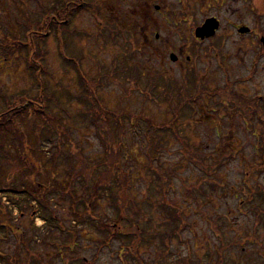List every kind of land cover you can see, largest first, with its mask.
I'll return each instance as SVG.
<instances>
[{
  "label": "rangeland",
  "instance_id": "rangeland-1",
  "mask_svg": "<svg viewBox=\"0 0 264 264\" xmlns=\"http://www.w3.org/2000/svg\"><path fill=\"white\" fill-rule=\"evenodd\" d=\"M90 1L94 5L86 3L62 27V31L68 28V52L62 50L57 30L46 33V39L38 41L37 56H44L49 72L44 79L49 90L60 99L59 107L53 103V109L69 129V136L65 138L66 146L61 156L56 155L57 149L48 138L50 132L43 137L41 154L30 155L32 166L34 162L41 168L39 176L30 175L32 181L39 179L38 182H44L49 187L55 182L60 184L59 190L49 195L50 203L64 226L71 229V226H76L79 247L74 255L67 251L59 255L61 240L57 233L48 234L36 204L29 206L23 194L3 191L15 182L17 190L23 192L19 180L25 166L19 158L18 149L12 145L9 148L10 158L1 159L5 173L0 176V264H8L7 256L15 262L14 235L17 229L25 232V243L31 248L30 252L23 246L19 248L20 264H32V256L40 251L52 264H78L80 257L88 258L90 264L123 263L122 256L117 252L119 244L101 250V237L92 227L75 225L70 214V201L62 196V192H67L63 188L71 180L66 172L69 166L65 163V154L81 152L92 162L101 159L104 154V146L94 128H86V123L80 119L82 104L79 97L83 82L74 65L68 64L64 57L67 53L68 56L80 57V68L89 79L99 82L97 93L109 109L119 110L122 105L132 111L144 109L149 116L160 121L166 120L168 104L159 98L147 99L142 95L148 86L146 77L161 76L179 84L185 67L180 60L173 63L169 58L171 52L180 54L177 39H170V49L164 40L155 39L157 32L162 39L170 31L173 32L163 20V14L165 4H172L174 0ZM54 3L55 0H0V110L5 100L13 102L20 93L36 97L40 92L28 66V47H13L6 35L13 34L19 39L24 24L37 21V13ZM155 6H160L159 12ZM232 60V56H224L223 69H217V64L214 66L209 60L200 62L198 66L205 67L204 80L211 88L232 81L236 91L249 97L256 82L248 85L241 83L245 73L243 70L231 72ZM135 67L142 72L137 80ZM214 106L215 102L209 98L202 99L196 109L198 111L185 118L181 125L185 126L189 137L188 145L183 146L185 151L190 144L200 143V148L207 154L221 160L220 166L215 169L218 173L215 181L209 175H201L202 172L189 163L182 152L177 153L182 144L176 141H172L167 146L169 151L164 150L160 156V165L162 163V167L175 172L167 189L162 190L161 186L152 183V175L144 165L147 161L144 156H139L137 163H133L130 155L124 157L123 163L133 175L129 191L135 199V209H141L139 214H132L135 209L131 206L130 215L136 218V222L145 225L148 236L153 238L149 245H141L139 252L147 264H159L163 256H168L170 264H264V223L258 220L257 207L259 203L264 204L260 197V192H264V163L258 154V149L263 148L260 143L263 124L258 120H255L256 123H245L240 114L236 120L222 122L220 116L213 112ZM131 135L129 131L128 137L132 138ZM140 136L144 143V135ZM128 144L130 148L132 143ZM135 145L137 148L141 146L140 143ZM135 152L143 154L138 149ZM22 156L27 158L25 153ZM211 186L220 189L218 191ZM200 187L207 193L198 192ZM165 204L183 212L185 226L165 216ZM21 210H24L23 215ZM96 215L114 217L115 210L108 200L103 199L97 204ZM7 222L17 228L10 234L1 225H7ZM174 226L176 232L172 233ZM161 233L167 234L166 240L163 241ZM3 255L6 258H1Z\"/></svg>",
  "mask_w": 264,
  "mask_h": 264
},
{
  "label": "trees",
  "instance_id": "trees-1",
  "mask_svg": "<svg viewBox=\"0 0 264 264\" xmlns=\"http://www.w3.org/2000/svg\"><path fill=\"white\" fill-rule=\"evenodd\" d=\"M86 3L92 5V2H88V0H55L53 6L43 8L37 13V21H29L24 24L22 36L19 39L13 34L6 35L8 39H11L10 43L13 47L16 45L28 47L26 49L28 50L26 51L28 66L40 87V92L36 97L20 93L16 95L13 102L5 100L4 106L0 110V176L5 173L1 159L10 158L9 148L12 145L18 149L19 158L25 166L19 180L20 185L23 186V192L17 190L15 182H11L8 189L3 191L17 195L23 194L29 206L36 204L37 213L44 221L48 234L57 233L61 240L58 245L59 255H62L64 251L74 255L77 251L79 242L76 239V226H71L72 229L64 226L51 206L49 195L59 190L60 184L55 182L49 187L44 182H38L39 179L37 182L32 181L30 175L39 176L41 168L37 167L34 162L32 166L30 155L34 157V154H41L43 137L50 132L51 135L48 138L57 149L56 155L61 156L63 147L66 146L65 138L69 136V129L63 125L62 118L53 109V103L59 107L60 99L48 88V83L44 79L45 75L49 73L48 66L44 62V56H37V48L38 41L46 39V33L49 34L57 30L62 50L68 52L69 46L66 37L68 28L62 31V27L67 25ZM65 56V61L74 65L83 82V91L79 97L80 105H83L79 110L80 119L86 123V128H94L99 140L102 141V146H104V154L101 159L93 162L81 152L75 155L65 154V163L69 166L66 172L71 176V180L63 188L67 189V192H62V196L70 201V214L75 225L92 227L100 235L99 249L113 248L119 244L117 252L122 256V264H147L139 252L141 245H149L148 243L153 238L148 236L147 227L136 222V218L130 215V210L135 209V199L129 191V187L133 183V175L132 171L124 165V157L130 155L133 163H137V158L144 156L147 160L144 165L152 175V183L161 186L162 190L167 189L172 174L175 173L171 171L174 169L162 167V163L160 165L161 153L167 149L169 151L168 147L172 141L182 144L177 153L182 152L185 159L202 172L201 175H209V178L211 177L214 181L218 178L215 169L220 166L221 160L215 155L207 154L204 149L200 148V143L190 144L187 151L183 149L184 145H188L189 137L185 132V126L181 123L194 112V109L190 107V103L194 100L190 98V94L184 93L182 88L175 87L176 81L173 83L171 79L161 76L157 78L155 75L146 77L148 86L143 93L141 92L142 95L147 99L159 98L168 104L166 120L160 121L156 117L149 116L144 109L132 111L123 105L119 110L109 109L103 104L97 93L99 82H95L94 78L89 79L80 68V57L68 56V53ZM135 69L137 80L142 72L138 70V67ZM131 76L133 77L134 74ZM168 117L170 118L168 119ZM129 131L132 133V138L128 137ZM140 134L144 135V143ZM55 135L57 137L52 139ZM130 142L132 144L129 148L128 143ZM137 143L141 144L139 148L135 145ZM262 146L264 147V144ZM137 149L143 154L137 155L135 152ZM23 153L27 155L26 159L22 156ZM38 163L40 162L38 161ZM216 187L211 186L219 191L220 188L216 189ZM198 192L207 193L201 187L198 188ZM260 195L264 203V192H260ZM103 199L108 200L111 207L114 208V217L95 216L97 204ZM131 206L133 207L131 208ZM257 207L259 208L258 220L264 223V204L259 203ZM164 208L167 212L165 216L167 215L170 221L185 226L181 214L183 212L179 208H175L173 205L171 207L168 204H165ZM140 210L135 209L132 214H139ZM23 213L24 210H21V215ZM1 225L5 227L3 230L8 231L9 234L17 229L9 225L8 222L7 225ZM17 230L14 235L16 237L15 262H11V257L1 256V258L7 259L8 264H20L19 248L21 246L27 248L29 252L31 249L25 243V232ZM173 232H176L175 226L172 228ZM162 239L166 240L167 234H163ZM34 250L31 251L34 252ZM32 257V264H52L45 260L41 251L34 253ZM78 264H90V261L86 257H80ZM159 264H170L168 256H163Z\"/></svg>",
  "mask_w": 264,
  "mask_h": 264
},
{
  "label": "flooded vegetation",
  "instance_id": "flooded-vegetation-1",
  "mask_svg": "<svg viewBox=\"0 0 264 264\" xmlns=\"http://www.w3.org/2000/svg\"><path fill=\"white\" fill-rule=\"evenodd\" d=\"M154 8L159 12L160 6ZM164 8L163 20L173 32L170 31L163 39L157 32L155 39L164 40L169 49L170 39L178 40L180 54L171 52L169 58L173 63L180 60L184 64L182 82L177 86L194 100L190 107L198 111L201 100L209 98L215 102L213 112L220 116L222 122L236 120L239 114L243 115L245 123L258 120L263 124L260 130V143L263 145L264 0H174ZM132 53L133 50L130 55ZM224 56H232L231 72L243 70L245 73L241 83L256 82L249 97L236 91L232 81L211 88L204 80L205 67L198 64L209 60L210 64H217V69H223ZM258 154L264 163V147L258 149Z\"/></svg>",
  "mask_w": 264,
  "mask_h": 264
}]
</instances>
